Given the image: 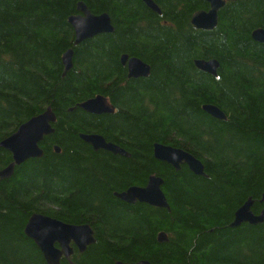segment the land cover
I'll return each instance as SVG.
<instances>
[{
  "label": "trees",
  "instance_id": "obj_1",
  "mask_svg": "<svg viewBox=\"0 0 264 264\" xmlns=\"http://www.w3.org/2000/svg\"><path fill=\"white\" fill-rule=\"evenodd\" d=\"M152 1L160 15L141 0H0V143L49 107L56 117L43 156L0 179V264H46L24 234L34 214L91 227L95 242L74 248L76 264H264V222L230 226L248 199L254 214L264 210V44L251 38L264 29V0L226 2L212 31L190 24L208 10L202 0ZM79 2L108 14L114 32L73 46L67 20ZM68 49L73 68L62 76ZM122 55L147 64L149 76L128 79ZM209 59L216 77L194 66ZM98 95L114 114L77 107ZM80 134L103 136L129 157L94 152ZM154 144L190 153L205 176L157 161ZM11 162L0 148V170ZM150 176L163 181L169 211L115 196Z\"/></svg>",
  "mask_w": 264,
  "mask_h": 264
},
{
  "label": "water",
  "instance_id": "obj_2",
  "mask_svg": "<svg viewBox=\"0 0 264 264\" xmlns=\"http://www.w3.org/2000/svg\"><path fill=\"white\" fill-rule=\"evenodd\" d=\"M142 3L154 13L160 15V9L152 0H141ZM209 9L207 11H198L190 19V24L195 30L212 31L217 26L218 12L224 7L226 1L234 0H202ZM77 14L68 18V24L74 31L73 46H78L83 41L102 34H112L114 32L111 19L108 14H92L84 3H77ZM251 38L254 42L264 44V29H256L252 32ZM73 50L68 49L63 53L61 62L63 65V74L65 76L73 68ZM120 64L126 67L128 79L147 78L150 73V67L138 58H129L126 55L120 57ZM194 66L197 70L212 77L217 76L219 63L215 59L195 60ZM80 110L91 115L113 114L114 108L107 102L103 96H96L77 106ZM202 111L211 118L218 121H225L224 113L213 105H203ZM56 117L49 107L42 114L32 117L23 123L18 129L0 143V148L11 154L12 162L4 169L0 170V179H8L13 173L15 167L21 165L29 159H38L43 156L40 144L43 139L54 133L52 125ZM79 138L88 144L95 152L99 150L107 151L113 155L129 157L128 154L116 145L107 143L99 135H79ZM264 139V136H263ZM59 153V150L55 148ZM154 158L162 163L171 166L175 171H179L182 165L196 176L204 177L203 164L194 156L186 151L162 144L153 145ZM163 181L159 177L151 176L145 187H130L116 197L122 202L133 205L136 203L146 204L150 207L165 209L169 211V205L162 190ZM260 204L264 203V193L262 194ZM254 202L248 199L234 213L232 228L239 227L242 224L257 226L264 222V210L259 214L252 212ZM24 234L34 242L40 251L46 264H61L64 259L68 264H76L72 261L74 248L83 253L86 248L92 245L94 233L89 225H70L42 214L30 216L24 228ZM163 233L158 235L159 242H165ZM115 264H126L116 262ZM133 264H150L147 261H140Z\"/></svg>",
  "mask_w": 264,
  "mask_h": 264
},
{
  "label": "flooded vegetation",
  "instance_id": "obj_3",
  "mask_svg": "<svg viewBox=\"0 0 264 264\" xmlns=\"http://www.w3.org/2000/svg\"><path fill=\"white\" fill-rule=\"evenodd\" d=\"M123 67V66H122ZM126 68V67H125ZM127 71V70H126ZM109 103V102H108ZM110 104V103H109ZM111 105V104H110ZM115 113V112H114ZM113 113V114H114ZM89 115H91V114H89ZM95 116V115H94ZM98 116V115H97ZM81 135V134H80ZM85 135H93V134H85ZM94 135H98V134H94ZM100 136V135H99ZM103 137V136H102ZM104 138V137H103ZM105 139V138H104ZM105 141L107 142V143H111V144H113L112 142H109V141H107L106 139H105ZM113 145H115V144H113ZM117 146V145H116ZM119 147V146H118ZM55 148L56 147H54V150H55ZM120 148V147H119ZM122 149V148H121ZM93 150V149H92ZM123 150V149H122ZM94 151V150H93ZM100 151H103V150H100ZM56 152V151H55ZM95 152V151H94ZM105 152H107V151H105ZM109 153V152H108ZM111 154V153H110ZM113 155V154H112ZM113 156H119V155H113ZM182 166H184V165H182ZM187 167V166H186ZM188 168V167H187ZM151 177V176H150ZM155 177H157V176H155ZM149 179V178H148ZM147 182H148V180L146 181V183L144 184V186H130V187H145L146 186V184H147ZM130 187H128V188H126L124 191H122L121 193H123V192H125L126 190H128ZM120 194V193H119ZM115 196H116V194H115ZM141 204V203H140ZM134 205V204H133ZM155 208V207H154ZM253 212V211H252ZM256 215V214H255ZM161 234V233H160ZM164 234V233H163ZM165 236V235H164ZM166 239V238H165ZM167 240H165V242H166ZM140 262V261H139ZM136 263H138V262H136ZM126 264H133V263H126Z\"/></svg>",
  "mask_w": 264,
  "mask_h": 264
},
{
  "label": "bare ground",
  "instance_id": "obj_4",
  "mask_svg": "<svg viewBox=\"0 0 264 264\" xmlns=\"http://www.w3.org/2000/svg\"><path fill=\"white\" fill-rule=\"evenodd\" d=\"M73 30V29H72Z\"/></svg>",
  "mask_w": 264,
  "mask_h": 264
}]
</instances>
